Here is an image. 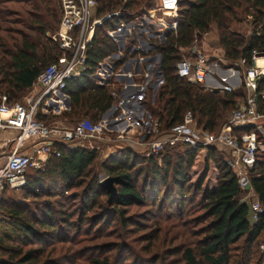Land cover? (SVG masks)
<instances>
[{
  "label": "trees",
  "instance_id": "trees-1",
  "mask_svg": "<svg viewBox=\"0 0 264 264\" xmlns=\"http://www.w3.org/2000/svg\"><path fill=\"white\" fill-rule=\"evenodd\" d=\"M94 1L95 16L123 8L134 13L132 18H139L156 2ZM245 17H250L247 21L251 26L249 35L234 28V23ZM58 20L59 5L56 0H0V95H5L8 103L15 102L26 93L41 70L60 57L57 43L45 35V32L56 31ZM175 21L174 30H164L163 44L150 41L153 48L146 55H161L159 67L163 80L154 106L148 104L146 94L142 103L147 106L150 118L157 121L159 133H165L181 123L188 111L197 126L216 132L235 108L236 100L244 96L243 92L205 90L176 76L174 64L181 58L180 49L189 47L195 38L200 42L211 25L216 28L224 59L230 63L243 59L245 64H250L253 52L260 51L264 45V0H178ZM112 24H116V20L93 29L85 51L86 70L77 78L66 80L63 89L58 91L63 100L56 96L49 101L57 106L53 109L63 110L57 115H41L37 108L34 114L37 120L45 123L59 118L72 122L84 115L94 122L115 102L109 93L110 79L106 85L90 79L97 64L117 52L115 43L105 35V29ZM22 28L30 33H24ZM140 35L144 36L143 33ZM136 42L133 37L130 44L136 45ZM132 55L136 56V52ZM120 63L116 62L115 66ZM260 89H264V85H260ZM37 104L39 107V102ZM259 110L264 112V101L259 102ZM124 123L123 118L110 123L117 127L108 131L125 134L128 129L134 130ZM250 130L251 127H243L236 132ZM52 148L58 155L50 154L31 175L24 174V184L15 189L23 200H34L38 204L33 208L35 213L24 205L4 200L6 190L2 192L0 264H75L77 259L81 260L78 264H170L167 261L163 263L166 257L163 254L162 257L155 254L144 258L125 241L110 243L116 254L109 253L108 245L89 247L83 243L91 230L97 228L95 226H99L98 231L101 232L117 217L123 227L126 224L125 209L145 203L151 209L155 225L151 240H155L160 230L164 233L173 231L172 241L182 239L178 243L179 248L163 253L179 254L178 260L183 264H249L264 236V214L259 215L256 221L249 219V207L241 202L243 192L237 179L225 164L224 154L214 147H208L206 157L207 162L214 160L218 169L212 188H202V180L197 183L190 181V169L198 152L196 148L167 146L160 156L145 157L141 151L119 147L116 155L99 165L107 177L115 179L116 194L109 200L108 193L99 186L93 169L96 150L66 148L63 144H53ZM249 181L259 203L264 206L262 150L255 153ZM43 184L47 187L44 188ZM77 189L80 191L77 192ZM54 197L69 199L72 205L69 201H54L58 207L53 211L49 204ZM100 197H104V204L111 208H102L101 215L86 217L85 213L97 204L96 200ZM104 204L101 205L105 207ZM162 221L169 224L164 229L160 227ZM194 226L195 229H192ZM11 235L20 238L22 244L3 245ZM91 236L94 239L98 237L97 234ZM241 240L245 245L239 254L237 244Z\"/></svg>",
  "mask_w": 264,
  "mask_h": 264
},
{
  "label": "built area",
  "instance_id": "built-area-1",
  "mask_svg": "<svg viewBox=\"0 0 264 264\" xmlns=\"http://www.w3.org/2000/svg\"><path fill=\"white\" fill-rule=\"evenodd\" d=\"M56 1L59 5L58 26L55 32H45V35L57 43L61 55L55 63L48 64L37 75L34 84L41 88L40 97L37 100L27 98L20 102L8 103L5 95H0V129L16 131L15 137L10 141L11 147L4 155V163L0 166V202L4 190L12 191L24 184V174L28 167L38 168L50 154L58 155L52 148L53 144L96 150L90 146L91 143L106 148L123 139H119L124 135L122 132L107 131L105 123L101 122L92 123L81 119L70 127H64L59 124H46L34 117L41 97L61 91L66 80L75 79L84 73L86 46L91 41L93 29L105 22L116 20V24L105 29V35L115 43L118 58L112 61L109 55L105 57L97 64L90 78H93V74L100 73L97 83L106 85L110 76L130 79L133 83L134 79L140 76L141 83L131 84V87L137 90L119 99L120 107L128 106L124 115H131L127 117V124L131 127L136 125L149 137L143 143L134 144L145 157L160 156L167 146L196 148L198 150L196 157L200 159L208 147L227 148L228 153L223 160L234 173L243 192L241 202L249 207V219L256 221L259 215L264 214V206L259 203L249 181V170L255 162V153L257 150L264 151V145L258 138V134H264V112L259 110V102L264 101V89H260V85H264V45L260 51L253 52L250 64H245L243 59H239L226 67L224 74L220 73L218 62L211 59V55L203 49L201 41L199 42L197 38L186 49H180L185 56L174 64L176 76L185 78L208 91H236L242 87L244 96L236 100L235 108L216 132H209L197 126L191 112L188 111L181 123L175 124L165 133H159L157 121L151 118V121H148L144 117V111L139 110L144 108L142 102L145 92L148 91L144 80L150 78L155 68L152 62L154 59L146 55L148 52L142 51L139 46L140 34L132 36V31L143 25L141 22L135 23L136 20H140L132 18L134 13L123 8L95 16L94 0ZM155 3L153 8L144 10L142 16L155 22L156 11H162L174 18L168 24L162 23L165 24L164 28L174 30L178 0H156ZM133 37L137 41L136 45L130 44ZM133 52H136V56L132 55ZM149 61L152 63L149 64ZM116 62H121L118 67L115 66ZM77 66L80 70L76 69ZM157 71L156 76L159 77ZM159 79H161L159 82L163 80L162 74ZM233 79H236L237 85L230 83ZM122 85V90L129 87L125 82ZM131 102L134 105H131ZM131 106L133 108H130ZM243 127H251L252 130L236 132V129ZM111 135H115L116 140H112ZM84 143L88 145L85 146ZM23 149L27 151L24 152Z\"/></svg>",
  "mask_w": 264,
  "mask_h": 264
},
{
  "label": "rangeland",
  "instance_id": "rangeland-1",
  "mask_svg": "<svg viewBox=\"0 0 264 264\" xmlns=\"http://www.w3.org/2000/svg\"><path fill=\"white\" fill-rule=\"evenodd\" d=\"M155 5H156V3H155ZM138 19L140 20L139 23L141 22L143 25L138 27L137 30L132 31V36H135V35L138 36L139 34L143 33L144 36L142 39L139 40V42L143 41L147 45L148 44L147 41H149V42L153 41V42H156L158 44H163V42H164L163 32L166 28H164V26H163L165 24H162V23L168 24L174 18H173V16L168 15L166 13H163L162 11H156L155 22H153V20L148 19L147 17L144 18L142 15ZM249 20H250V17H245V19L241 20L240 22L234 23V28L239 30L242 33H245L246 35H249L251 33V26H250V24L247 23V21H249ZM135 23L138 24L137 21H135ZM130 25H132V24L130 23ZM22 30L26 34L30 33L25 28H22ZM134 32H137V33H134ZM137 36H136V38H137ZM200 41H201V45L204 42L203 48L205 47L206 50H208V51H206V50L205 51L207 53H209V55H211V57H212L211 59L218 62L220 73L223 74V71L225 70V68L231 66V63L224 59L223 51L221 50V48L219 46L217 31H216V28L214 25L210 26L209 31L201 37ZM158 55L161 58V55L159 53L149 55V57H156L154 60H152L153 66L155 68H154V72L151 74V76H149L150 78L148 80H144V83L146 84V86H148V91H150V94H148V91L145 92V94L147 95V98H148V102H149L148 104H150V106H154L155 97L157 96L158 91L160 89V85L162 84V81L158 82L159 80H161V79H159L160 76L159 77L156 76V71L158 70L157 67L160 66V63H161L160 58L157 57ZM180 55H181V57L185 56L184 53H182V52H180ZM117 58H118L117 52L111 53L109 55V59L112 61H115ZM134 58H136V57H134ZM128 59H131V58H128ZM152 62L149 61L148 63L151 64ZM143 65H144V63H142L141 66H143ZM76 69L80 70V67L77 66ZM160 73H161V70H160ZM99 76H100V73H96V74H93V78H90V79L94 82H97V79ZM162 78H163V76H162ZM103 79H105V78L103 77ZM109 79L111 80V83H112L109 86V93H110L111 97L113 98V101H115V102H112V104L110 106V107H113L111 112H108V113L104 112L105 114L104 113H103V115L101 114L99 119L97 121H94V122L90 121L87 116L82 115V116L72 120V122L68 121V120H65V121L62 120V123L59 125L64 126V127H70L75 121L77 122L81 119H86L92 123H95V122L105 123V127L107 126L106 130L108 131L112 128L117 127L116 124L112 125L110 123H113L117 120H120L121 118H123V122H125L127 124L128 119H127V116H125L124 114L126 113L125 111H127L128 109L124 106H121L122 108L119 106V104H120L119 99H120V97L128 95V93H131L134 90H137V89H133L131 87V84L133 85L134 83H137V84L141 83L140 76H137V78L134 79V83H133V81L131 82L130 79L127 80V79H122V78H118V77H112L111 78V76H110ZM124 82L126 84H128V86H129L126 90H122V88H123L122 84ZM156 83H157V85H156ZM230 83H232L233 85H237L236 79H233ZM117 90H118V92H117ZM238 90L243 91L242 87L238 88ZM25 94L26 93H23L22 96H24ZM54 94L58 95L60 99H62V100L64 99L63 96L60 95V93L56 92ZM22 96H20V98ZM20 98L17 99L16 101H18V102L22 101ZM47 104L50 105L52 108H57V106L55 104H53L52 102H48ZM64 105H65V103H63V106ZM139 110L144 111L145 119H147L148 121H151L147 106L144 107L143 109H139ZM45 123L48 124L47 122H45ZM122 125H123V123H122ZM133 127H135L133 132H131L129 134L126 132L124 135L120 136V138H119V139H121V138H123V139L111 144L112 146H108L105 148L103 146H100L97 143H91L90 144V146L94 147L96 149V152H97V159L94 163L93 169L96 173V178L98 179V181L100 179H103L106 176L104 174V172L99 168V165L101 163H103L104 160L106 161V159L108 157L116 155L118 153V148L116 146L121 147V148L128 147L134 151H140V148L138 146H136L134 143H136V142L143 143L144 141L149 139V137H147L148 135L145 134L146 132H144L141 128H138L136 125H133ZM111 137H112V140H116L115 138H117L115 135H111ZM84 145L87 146L88 144L84 143ZM171 147H174V146H171ZM204 157H207V152H204V154H202L201 159L199 157L195 158L193 166L190 169L189 178H190V181L192 183H197L198 181L202 180V188H212L213 185H215L217 177H218V169H216V167H215L214 160H210L208 162L206 160L203 161ZM205 167H206L207 171L205 170ZM38 168H40V165L38 166ZM38 168L28 167L25 171V174L31 175L33 173V171L35 169H38ZM43 186H44V188L47 187V186H45V184H43ZM79 191H80V189H77V192H79ZM3 199L8 200V202H10L11 204H14V205H21V206L24 205L27 207V209L31 213H33V212L35 213V210L33 208L38 206V204L34 200H32V202L30 200H26V201L23 200L21 198V194L19 193L18 190H12V191L6 190L3 194ZM50 200L52 202L49 204V207L53 211H55L56 208L58 207L57 204L53 203L54 201H59L60 203H64V202L66 203V201H69L68 203L71 204L69 199L64 200V199L59 198V197H54V198H51ZM96 201H97V204L94 205L89 210V212L85 213L86 217H92V215H94V216L95 215H101L103 213V210L111 208L110 206H106L104 204V202H103L104 197H100ZM251 201H253V200H251ZM101 204H104L105 207H103ZM62 205H61L60 209L63 208ZM78 208H79V206H78ZM102 208H103V210H102ZM195 209H197V208H195ZM195 209H193V210H195ZM124 217L126 219V224L123 227L120 225L118 217L112 220L110 226H108L107 229H101V232L98 231L99 226H95L97 228H95V230H91L90 234L86 238H84L85 240L83 243H86L85 245H89V247H91V245L99 246L100 244H104L105 247H106V245H108V248L110 249L109 253L110 254H113V253L116 254L117 251L111 249L110 243L125 241V244L136 249L144 258L152 257L155 254H158V256H161L163 254L166 256L165 258H163V263H164V261H167L170 264H183L181 261L178 260V258L180 257L179 254L174 255L172 252H170L169 254L163 253L164 251L168 252V251L179 248L178 243H179V241H182V239H178L177 241H172L173 231L170 230V232L164 233L163 230H160L157 233L155 240H151L152 239L151 233L154 231L155 225H154L153 220L151 218V209H150L148 204L145 203V204L134 205V206L126 208ZM168 225L169 224H166V222H163V221L160 223V227L163 229L165 227H167ZM195 227L196 226H194L192 229H195ZM93 231H96V232L93 233ZM104 232H105V234H104ZM92 234H97L98 237L96 239H94L91 236ZM12 236L13 235H11V237H9V241L5 242L3 245L20 246L22 244L21 239L16 238L14 236L12 237ZM191 238L194 240L197 239L195 237H191ZM243 245H245L243 240H241L237 244V246H238V250H237L238 252L237 253L240 254L241 247ZM92 256L95 257V254L93 253ZM88 257L89 256H87V258ZM80 262H81V260L77 259L75 264H78ZM263 262H264V236L261 237V240L259 242V246L257 247V251H255L254 257L253 258L251 257L249 264H263ZM58 264H70V262H68V263L58 262Z\"/></svg>",
  "mask_w": 264,
  "mask_h": 264
},
{
  "label": "crops",
  "instance_id": "crops-1",
  "mask_svg": "<svg viewBox=\"0 0 264 264\" xmlns=\"http://www.w3.org/2000/svg\"><path fill=\"white\" fill-rule=\"evenodd\" d=\"M141 36L142 35L138 36V38L142 39L143 37H141ZM203 43H202V47H203ZM139 46H141V50L142 51H147V52H149L153 48L151 42H149L146 45V43H144L142 41V42H139ZM144 47H148V49H144ZM204 50H206V48ZM206 51H208V50H206ZM224 73L225 72H223V74ZM97 84H99V83H97ZM54 93H56V92H54ZM54 93H48V94L44 95L43 97H41L39 99L40 106L38 107V104H37L36 109L38 108V110L40 111V114L41 115H47L49 113L50 114L57 115L60 111L63 110V109H53V108H51V107H49L47 105V103L51 99L55 98L56 96H57L56 97L57 99L59 98L58 95H55ZM131 93H128V95L131 94ZM40 95H41V88L37 84L32 83L31 87L26 91V94L24 96H22L20 99L21 100H24V99H27V98H32V100H37L40 97ZM125 96H127V95H125ZM125 96H123V97H125ZM40 101H42V103ZM131 105H134V104L131 102ZM125 107L127 108L128 106H125ZM130 108H133V107L131 106ZM127 117H131V115L130 114H127ZM62 120L63 119L55 118V119H52V120L48 121L47 123L48 124H57L58 125V124H61L62 123ZM115 122H117V121H115ZM132 130L131 129H128V132L127 133L129 134V133H131V132L134 131V130L133 131ZM15 135H16V131H14L13 129H0V166L4 163V155L10 149V147H11V142L10 141H11L12 138L15 137ZM259 140H261L262 144L264 145V134H261L260 135ZM65 147L66 148H69L68 146H65ZM217 150H219L220 152H222L224 154V156L228 153V149L227 148H220V149H217ZM23 151L26 152L27 150L26 149H23ZM40 158H43V156H40ZM205 158L206 157H204L203 161L206 160ZM46 159H44L43 161H45Z\"/></svg>",
  "mask_w": 264,
  "mask_h": 264
},
{
  "label": "water",
  "instance_id": "water-1",
  "mask_svg": "<svg viewBox=\"0 0 264 264\" xmlns=\"http://www.w3.org/2000/svg\"><path fill=\"white\" fill-rule=\"evenodd\" d=\"M144 49H148V48L147 47H144ZM157 57L160 58L159 55ZM155 58L156 57H152V59H155ZM160 60H161V58H160ZM157 74L159 76H161L160 69H158ZM157 83H156V85H157ZM136 94L138 95V93H136ZM112 108L113 107H109V109H107L105 111V113L111 112ZM113 182H115V179H113L111 177H107V176H105L103 179H100L98 181L99 186L102 187L103 189H105V191L108 193V200L111 199L112 196L116 194V188H115V185H113Z\"/></svg>",
  "mask_w": 264,
  "mask_h": 264
},
{
  "label": "bare ground",
  "instance_id": "bare-ground-1",
  "mask_svg": "<svg viewBox=\"0 0 264 264\" xmlns=\"http://www.w3.org/2000/svg\"><path fill=\"white\" fill-rule=\"evenodd\" d=\"M261 63V62H260Z\"/></svg>",
  "mask_w": 264,
  "mask_h": 264
}]
</instances>
